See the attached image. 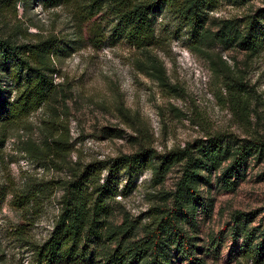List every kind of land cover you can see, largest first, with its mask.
<instances>
[{
    "label": "rangeland",
    "instance_id": "obj_1",
    "mask_svg": "<svg viewBox=\"0 0 264 264\" xmlns=\"http://www.w3.org/2000/svg\"><path fill=\"white\" fill-rule=\"evenodd\" d=\"M4 4L0 0V35L14 33L19 40H24L23 31L32 34L29 39L59 35L70 54L58 64L55 109L44 106L12 127L0 147V264H35L32 245L49 237L62 196L60 190L45 200L40 216L28 224L22 211L11 206L12 196L3 194L9 185L65 178L66 165L132 154L141 143L165 152L215 135L238 144L264 141V26L258 31L260 51L250 54L210 38L198 44L178 15L163 8L154 15L158 42L153 47L139 49L123 39L97 46L89 31L84 29L83 36L76 32L72 7L47 8L32 1L27 7L19 3L15 14ZM263 11L264 0H219L207 26L213 32L226 23L245 26L251 15ZM62 132L71 152L65 164L61 157L54 161L64 168L45 166L24 150L31 142L49 152L52 139ZM182 168L176 165L161 184L147 169L130 193L116 198L113 223H122L126 214L148 222L149 209L175 190ZM234 176L233 189L224 187L222 170L213 173L211 186L202 187L215 203L209 215L200 212L195 233L198 243L210 249L206 264H253L242 254L241 221L252 243L264 246V157L250 158ZM141 225L138 236L143 235Z\"/></svg>",
    "mask_w": 264,
    "mask_h": 264
},
{
    "label": "trees",
    "instance_id": "obj_2",
    "mask_svg": "<svg viewBox=\"0 0 264 264\" xmlns=\"http://www.w3.org/2000/svg\"><path fill=\"white\" fill-rule=\"evenodd\" d=\"M32 1H40L47 8L72 7L76 32L83 36L86 29L97 46L106 40L123 39L139 49L153 47L158 42L154 15L163 8L178 15L198 44L210 38L225 48L250 54L258 53L262 44L258 31L264 26V11L251 15L245 26L226 23L219 31L209 29V12L219 0H4V5L17 14L19 3L27 7ZM27 32L22 33L24 40L14 33L0 35L1 148L12 127L57 101L58 64L70 54V47L59 35L29 39L32 34ZM65 136L62 132L52 139L48 147L51 153L31 142L24 150L45 166L51 163L52 167L64 168L54 160L61 157L64 164L67 162L71 148ZM252 157H264V141L238 144L215 135L165 152L141 143L135 153L88 163L75 161L66 165L69 174L65 178L23 187L9 185L3 194L12 196L11 206L22 211L24 221L30 224L29 220L40 216L42 203L62 191L52 232L44 242L32 245L35 264H206L210 249L198 243L195 233L200 212L209 215L215 203L209 189L205 196L202 187L211 186L213 173L222 170L224 187L235 188V173ZM178 164L183 171L175 190L165 192L163 203L149 209L148 222L126 214L122 223H113L116 198L130 193L147 169L152 170L153 182L161 184ZM140 225L142 236H138ZM239 225L245 234L243 256L253 264H264L263 242L253 244L246 223L241 221Z\"/></svg>",
    "mask_w": 264,
    "mask_h": 264
}]
</instances>
